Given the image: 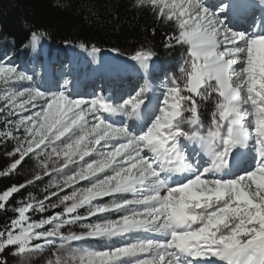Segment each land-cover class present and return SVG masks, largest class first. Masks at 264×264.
Masks as SVG:
<instances>
[{"label": "snow or ice", "instance_id": "6c2138e0", "mask_svg": "<svg viewBox=\"0 0 264 264\" xmlns=\"http://www.w3.org/2000/svg\"><path fill=\"white\" fill-rule=\"evenodd\" d=\"M128 11L182 53L163 79L147 38L119 94L80 93L69 65L52 76L0 57V178L30 169L0 188V264H264V0ZM45 35L23 46L37 53ZM78 47L103 64L100 47Z\"/></svg>", "mask_w": 264, "mask_h": 264}, {"label": "trees", "instance_id": "16d2710c", "mask_svg": "<svg viewBox=\"0 0 264 264\" xmlns=\"http://www.w3.org/2000/svg\"><path fill=\"white\" fill-rule=\"evenodd\" d=\"M152 25L148 12L137 15L128 11V0H0V33L9 37L0 39V54L8 53L19 60L30 58L31 50L23 46L29 40L30 31L46 33L41 41L48 57L66 44L78 47L81 42L95 44L102 51L119 48L125 54L123 57H127L147 38L158 53L156 59L171 73L182 53L179 49L165 51L161 46V31L153 38L146 30ZM6 163L0 152V166ZM18 182L21 179L17 176L0 178V188ZM26 191L35 193L36 189Z\"/></svg>", "mask_w": 264, "mask_h": 264}, {"label": "rangeland", "instance_id": "374dc122", "mask_svg": "<svg viewBox=\"0 0 264 264\" xmlns=\"http://www.w3.org/2000/svg\"><path fill=\"white\" fill-rule=\"evenodd\" d=\"M29 49L31 50L30 58L25 60L13 58L15 62L20 65L30 67L35 59L38 65L44 64L46 67L48 66L47 70L52 76H59L60 73L67 70L64 66L69 65L71 75L76 80L77 89L82 94L91 93L94 87L98 90L100 86L105 87L108 91H115L119 94L121 91L130 89L131 86L136 83L138 78L137 69L134 67H123L122 69L112 68L110 69L111 71L107 70L108 72L102 71L99 73L100 70L97 68L96 63L93 62L92 57L89 56L87 52L81 50L79 47H73L68 44L64 45L58 51H52L50 57L46 55L42 41L37 53H33L30 47ZM109 52L112 53V51ZM0 57L3 56L0 54ZM121 58H123V56H121ZM155 65L156 68L154 75L159 79H163V74L168 73L167 70L157 59H155ZM177 66L174 68V71ZM29 171L30 169L25 166V168L21 171V174L17 177L22 180L24 177L28 176ZM40 187L42 188V185ZM35 189L36 192L34 194L39 195L40 189ZM94 246L99 247V245ZM37 264H41V262L37 261Z\"/></svg>", "mask_w": 264, "mask_h": 264}, {"label": "bare ground", "instance_id": "6f19581e", "mask_svg": "<svg viewBox=\"0 0 264 264\" xmlns=\"http://www.w3.org/2000/svg\"><path fill=\"white\" fill-rule=\"evenodd\" d=\"M210 2H211V0H210ZM116 56H117V54H115L113 52L112 53L109 51L101 52L100 58H101V61H103V64L100 67H98V64L100 62L93 60V62L96 63L97 68L100 70L99 73H101L102 71L108 72L107 70L111 71L110 69H112V68L122 69L123 67H133L134 62L127 60V58L119 57V59H117ZM125 62H126V65H125ZM47 68H48V66H47ZM129 70H131V69H129Z\"/></svg>", "mask_w": 264, "mask_h": 264}]
</instances>
